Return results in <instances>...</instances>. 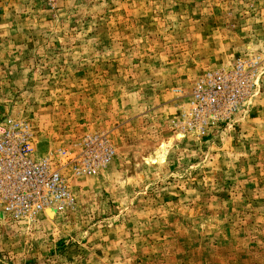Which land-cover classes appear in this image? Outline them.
<instances>
[{"label": "rangeland", "instance_id": "1", "mask_svg": "<svg viewBox=\"0 0 264 264\" xmlns=\"http://www.w3.org/2000/svg\"><path fill=\"white\" fill-rule=\"evenodd\" d=\"M238 58L244 115L181 131L199 76ZM8 120L39 154L97 132L116 157L54 217L0 218V264H264V0H0Z\"/></svg>", "mask_w": 264, "mask_h": 264}, {"label": "built area", "instance_id": "2", "mask_svg": "<svg viewBox=\"0 0 264 264\" xmlns=\"http://www.w3.org/2000/svg\"><path fill=\"white\" fill-rule=\"evenodd\" d=\"M253 69L238 58L227 69L204 71L180 111V130L234 125L244 115L245 100L255 86ZM115 157L105 133H87L69 146L39 154L27 123H0V218L31 221L47 211L67 209L73 203L71 182L98 175Z\"/></svg>", "mask_w": 264, "mask_h": 264}, {"label": "bare ground", "instance_id": "3", "mask_svg": "<svg viewBox=\"0 0 264 264\" xmlns=\"http://www.w3.org/2000/svg\"><path fill=\"white\" fill-rule=\"evenodd\" d=\"M183 137H184L183 134H180L177 139L180 140ZM168 144H170V143L168 142V143L162 144L159 147L158 151L156 152L155 156L149 158L148 160L151 161L152 164H157L158 162H165L166 154H167V145ZM48 212H49V215L51 217H54V215H55V211L54 210L48 211ZM46 215H48V213H46Z\"/></svg>", "mask_w": 264, "mask_h": 264}]
</instances>
